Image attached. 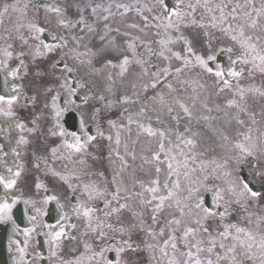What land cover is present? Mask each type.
I'll use <instances>...</instances> for the list:
<instances>
[{
  "label": "snow or ice",
  "instance_id": "snow-or-ice-1",
  "mask_svg": "<svg viewBox=\"0 0 264 264\" xmlns=\"http://www.w3.org/2000/svg\"><path fill=\"white\" fill-rule=\"evenodd\" d=\"M72 3L77 7L79 13L78 19L73 22L65 14L64 9L61 6L53 4H40V7H44L49 12H54L60 14L58 23L65 30L62 33L54 34L51 33V30L45 27H42L36 23H29L27 28L30 33V38L38 41L36 46L33 59L36 57L45 55L46 53L53 52L59 47L60 49H65L69 47L68 44V35L72 29L76 28L77 25L80 26V31L84 32L93 31V24L88 23L84 13L90 11V14L93 17H96L97 20L109 21L112 17L116 15L112 11L113 5L109 3L106 7L102 4L93 5L90 2H82V0H72ZM213 3V0H196L195 4L189 3L185 6L184 0H175L173 4H169L168 0H154V3L151 7L144 5L136 6L128 3H116V9H123L119 14L121 16L127 15L129 12L135 11L143 21V27L139 24L132 23L129 25L131 28H140L141 31L144 29L155 28L157 32L156 36L161 37L154 42L160 46V51L155 52L150 46L145 47V51L142 55H148L151 57L161 56L167 61L175 59L179 61V66H176L174 69L169 63L167 66L160 68L155 64H151V67L154 69L152 75L155 77L150 84L144 83L142 89L144 92H147L149 87L155 89L161 77L167 79L169 75L175 72L179 75L185 71V69L199 68L203 73H206L210 76L216 78L217 85H220L219 91L223 92L225 89L232 88V80H237L241 76L244 68L237 69L236 65L239 63L241 65L251 64L252 70H258L261 73H264V0L261 2L260 7H256L253 3V0H245L244 4L236 3L229 11L228 4L224 3L223 0H215L214 6H210ZM203 7L207 13L211 14L210 19L207 23H204L203 20L198 21L193 13L196 12L197 7ZM26 7V6H25ZM190 9V11H186ZM13 11L16 10V5L4 4L2 11H0V17L8 13L9 9ZM102 9L104 13L103 16L98 15V10ZM151 13V20L148 15H144V11ZM218 12V15L216 14ZM186 17H191L190 21H186ZM153 21L155 23H153ZM2 22V21H0ZM182 26L187 28L189 26L198 27L204 29V35L209 37L207 42L208 52L204 53L197 51L194 47V42L189 37L185 36L181 31ZM20 27V26H18ZM208 29H218L219 32L232 41L235 45L239 46L240 51L235 55V59H230V65L225 67L223 64L217 60V52L212 51L211 35ZM161 30L164 35L161 36ZM115 31L120 33L119 28H111L108 23H104V35L100 36V39L103 41L109 32ZM172 32H175L176 35H171ZM51 35L52 43L46 42L44 37L46 35ZM122 35L129 36L131 35L128 32L121 33ZM20 40L24 43H28V39L24 36L19 37ZM82 38V37H81ZM136 41H140L141 45H144L145 42L141 41L139 37H133L132 42L126 41V48L131 52V55H122L119 60L120 74L123 75L128 71L129 66L133 63L139 64L143 70V74L148 75L147 68H144V65L148 61L137 58L136 54ZM153 41H149L148 44H151ZM112 48L114 50H119L118 45L114 41H110ZM180 43L183 45L182 50H174L171 45ZM43 49V52L41 51ZM12 45L8 44L6 48L3 49V54L12 58L13 51H11ZM227 51L232 52V48L227 49L221 48L219 52ZM19 56H24V53H19ZM66 54H62V61ZM58 61L57 63H61ZM20 66L27 69V65L23 59L19 61ZM57 63L53 64V68L57 66ZM91 63V61H89ZM111 64V61H108ZM116 67L115 64L112 65ZM4 67L7 69V64H4ZM71 73L73 69L64 62L63 70L57 80L60 81L58 86L53 89L48 87L46 91L51 93L50 103L47 101L44 103V109H50L53 118V126L49 129V134L53 137H59L61 143L57 146H54L50 149L51 155L53 157L57 156V153L62 154V158L73 159V153H84L87 152L90 144L96 140L97 136H104V133L101 131L99 124H96V134L93 135L88 129V120L91 119L93 122L96 121V116H88L85 110L81 105L77 104L76 100L72 97L77 96V86L83 87V84L79 83L78 79H69L64 75V72ZM19 68L16 71L9 70L7 75L17 76ZM40 74L39 72L37 73ZM111 79V77H109ZM74 83L77 86H74ZM16 85L12 88V95H0V115L6 117H13L16 114L12 111V105L17 101L19 93L17 92ZM135 88V85H133ZM171 87V85H169ZM65 93V99L63 104H61V91ZM246 91L258 94L261 97H264V86H252L248 89H245L242 86L237 84L235 89L236 95L239 96V99L243 101L245 99ZM35 100V97L32 98ZM100 99H105L103 96ZM163 100V97H161ZM121 103L124 104H137L139 99H132L131 97L125 95L120 99ZM87 97L83 98V104H87ZM6 105L7 107H3ZM227 106L232 108H238L240 112L247 113V108L242 107L236 99H230L227 102ZM183 107V105H182ZM125 112L129 110L124 109ZM171 111V108H169ZM185 113L191 116V112L185 107ZM211 111V109H209ZM96 112H99V109H96ZM75 113L78 119V130H73L66 127L65 117L70 114ZM145 116L144 108H141L139 112L130 113L127 116L128 124L136 123L139 128L146 132L149 136L156 135V131L149 126H145L141 121V117ZM203 119H209V117H202ZM40 116H37L33 119V124H38ZM112 127H117L114 121H109ZM237 123L243 125L244 121L237 118ZM255 123V119H253ZM17 128L20 130L21 135L18 140V144H26L28 141L23 135V132L26 129V126L23 122L17 123ZM28 132L34 131V129H27ZM249 129L248 134L240 133L243 136V140H236L235 142H229L226 145H221L226 147L229 154L222 156L220 162L213 160L212 163L214 167L211 169V174L216 176L218 179L227 177L228 179L225 183L228 185L226 188H220L219 186L209 187L204 181L208 180V176H204V180L196 178L192 174L197 172V168H189L188 161L191 159L195 163L197 157L192 155L191 157L185 156L182 167L186 169L181 173L180 162L176 163L174 167L172 162L167 164L169 169L168 179L163 185V192L161 193V185L159 179L152 181L151 187L145 188V191L151 193L150 200L141 199V203L145 205H151L153 201H157L154 208L152 209V220H157V213L162 212L165 208V202L169 201L168 207L171 208L175 206L179 210V217L173 216L171 219H168L166 222V227L171 230V234L167 239L163 240V245L161 251L164 256H168L169 246L174 252L180 251L178 248V240L182 241L185 251L180 252V255L184 257L183 264H220L221 261H228V264H244L245 261H250L252 264H264V234L254 233L249 231L247 228L240 227L235 223H227L226 218L229 215V207L232 203H239L241 199L244 198H258L264 197V170L259 166L253 167L250 169L249 176L245 177L241 175V172L244 167V162L249 158H253L258 161L260 156H264V141L254 140ZM161 137H164L165 133L163 131L159 132ZM108 140H111L112 137H106ZM225 141H228V137H224ZM187 145L191 146L194 150L196 147V141L194 139H187L183 141ZM116 143H120L119 133L116 136ZM164 151V144H160V152ZM61 158V157H57ZM153 159L159 164L162 163L159 153L154 154ZM40 157H37L36 167L40 168L41 164L39 163ZM171 161H175L174 156L170 157ZM84 161L81 159L80 163ZM44 169L47 172H51V175L57 177L60 181L68 184L69 188L72 189L71 196L65 197L67 203L61 202V197L58 195H46L44 197L43 203L45 205L49 204L52 201H55L56 207L60 212L59 218L56 220L55 226L52 224H46L45 227L48 229L44 235L48 236L49 244L55 243L56 246H59L61 239L68 235L66 232V225L64 221L70 219L69 211L71 210L72 215L77 218L84 217L88 220V227L93 233H96L100 239H105L107 233L104 231L105 228L111 230L112 232L119 233L121 236L120 241H116L115 237H108L109 240H112L118 247H113V244L106 243L104 246L99 247L98 249L93 250L89 245L85 244V250L90 255H81L76 258L74 261H61V264H83L84 260L90 262V264H127L121 257V254L124 252H136L139 250V246L133 245L131 241V230L137 225L135 223L124 226L122 223H119V217H117L119 226L116 227L112 223H106L104 220L97 218L95 226L92 223L93 213L96 211L95 207L87 206L83 199L80 198L81 194L79 193V188L81 185L77 183L76 188L72 187L70 183L71 177L65 175L62 172L56 171L51 168L48 160H45L43 165ZM201 172L207 171V165L201 161L198 166ZM220 171L222 175H217V171ZM11 168L8 169V172L11 173ZM161 169L156 168V172L159 173ZM15 177L21 175V169L18 168L14 173ZM102 175V174H101ZM188 180V186L186 188L187 196L181 200L179 198V190L181 188L180 176ZM175 177L173 180L172 178ZM75 180L79 182L80 177L76 176ZM16 179H7L5 176H0V185L4 189L10 190L13 189L16 185ZM259 184L260 189H256L254 185ZM83 192L87 194L89 200L94 197H103L104 192L96 188L94 185L84 184L82 185ZM201 187L204 188V192L210 194L211 201H206L205 195L201 194ZM37 189L44 188L47 192V188L43 183L36 184ZM229 196L228 200H225V196ZM111 200L105 202V208H109L112 201H116L118 207H111L110 211L105 212V217H111L120 213L121 210L126 209L128 206L124 203H120V197L117 192L110 193ZM19 197H11L9 193H5L3 197H0V224L11 221L13 233L20 234L22 233L25 237L23 241L15 240L9 241V246L11 247L12 243L17 245V251L20 254L21 260L26 254V249L29 244V240L32 237V234L35 232L37 226L39 225L40 216L48 215V212L45 209L36 207L35 201L24 200V204L27 206L31 204L33 215L28 216V220L31 223V227L21 228L19 224L12 217V209L16 206L19 201ZM75 201V203H73ZM227 205V206H226ZM28 208L25 207V214H27ZM132 215H143L142 213H132ZM213 219L217 220L219 225H222V230H218L215 237H210L209 246L203 247L202 240H196L195 243H191L189 238H196L200 232H210V228L205 226V221H211ZM195 224V227L190 226ZM71 228H76V224L69 225ZM139 226L143 228L145 226V221L141 220ZM58 229V230H57ZM181 231L182 235L177 237L175 234L176 231ZM165 228L161 227L158 235L163 236ZM128 235L127 239L123 237ZM157 235V233H152ZM73 240L76 239L75 236L71 237ZM217 239L220 243L217 244ZM232 241L230 244H225L224 241ZM148 248H152L153 245H147ZM194 249V251H193ZM219 250H223V254ZM110 251H115L116 259H107L106 253ZM202 253H207L208 255L204 258L201 257ZM52 256H56L55 252L51 253ZM215 256V259L212 256ZM243 257V259H240ZM169 264H178L175 258L169 260Z\"/></svg>",
  "mask_w": 264,
  "mask_h": 264
},
{
  "label": "flooded vegetation",
  "instance_id": "flooded-vegetation-1",
  "mask_svg": "<svg viewBox=\"0 0 264 264\" xmlns=\"http://www.w3.org/2000/svg\"><path fill=\"white\" fill-rule=\"evenodd\" d=\"M19 35L16 29L9 28V23L0 22V95H12L14 85L18 86L17 92L19 93L17 101L12 105V111L16 115L13 117L0 115V176H5L7 179H16L17 181L14 188L10 190H6L0 185V197H3L7 192L11 197L20 198L12 209V217L22 229L31 227L28 216L34 214L31 204L26 206L24 200L35 201L36 207L45 209L48 215L40 216L39 225L29 240L26 254L22 260L17 251V245L12 243L10 247L9 241H23L25 237L22 233H13L11 221L0 224V264H61V261H74L81 255H90L91 253H87L85 250V244L89 245L93 250L104 246L106 243L113 244V247H118V244L108 239V237H112L111 234L114 232L105 228L104 231L107 233V237L103 240L100 239L96 233L89 229L87 218L75 217L70 209H68L70 219L63 222L66 225L68 235L61 239L59 246H56L55 243L50 245L48 242L50 238L44 235L48 231L45 225L52 224L55 226L56 220L60 215L55 201L45 205L43 203L44 197L46 195H58L61 197L62 203H67L64 198L70 197L72 192L68 184L60 181L57 177L52 176L51 172H47L44 169L45 160L49 161L52 169L69 175L73 188H76L77 183L81 185L79 188L80 198L83 199L87 206L95 207L96 209L92 220L94 226L97 218L104 220L106 223H112L116 227L118 226L113 221L112 216L105 217V212L110 211L109 208H105V202L100 200L99 197L89 200L82 187L84 184H92L90 182H92L94 177L90 170L85 169L84 164H86V168L95 172L98 169L97 167H102L103 158L106 154L105 142L97 136L96 140L88 147L87 152L73 153V159L71 160L62 158L61 153H57V156L53 157L50 152V149L60 144L61 140L59 137H53L49 134V129L53 126L54 121L51 110L44 109L43 105L46 101L50 103L51 93H48L46 89L48 87L55 89L60 83L57 77L60 76L63 70L65 59L63 58L62 61V56L57 50L36 57L34 60L33 56L38 43L32 44L28 42V45L24 44L20 40ZM8 44L12 45V49H10L13 51L12 58H8L3 54V49ZM41 51L43 52L42 48ZM21 52L24 53L22 57L19 56ZM20 59L25 61L27 69L20 66ZM58 61L62 62L57 63ZM54 63H57L55 68H53ZM4 64H7V69ZM251 67V64L245 65V71L254 74L255 70L249 72ZM17 68H19L17 76L7 75L9 70L16 71ZM256 71L259 79L256 81L254 78L257 84L254 86H264V73ZM38 72L40 73L39 75L37 74ZM64 75L69 79H77L74 74L66 71ZM74 86L77 85L74 83ZM77 89V96L72 97V99L76 100L77 104L81 105L89 116L87 108L83 104L81 87L77 86ZM252 96L251 119H247L240 130L241 133L248 134L249 129H251L250 134L254 140L264 141V97L254 93H252ZM33 97H35V100L32 99ZM65 98V93L62 90L61 104H63ZM3 107L6 108L7 106L3 105ZM37 116H40L39 123L33 124L32 121ZM68 116L76 124V129L74 130H78V119L75 113L68 114L65 117L66 121ZM253 119H255V123H253ZM20 122H23L26 126L23 135L28 141L22 145L18 144L21 132L17 128V123ZM87 126L90 133L95 135L96 126L91 119L88 120ZM29 128L34 129V131L28 132L27 129ZM240 140H243L242 135ZM37 157H40V168L36 167ZM81 159L84 161L83 163H80ZM246 161L249 162L250 169L259 166L264 170V156H260L258 161L251 157ZM9 168L12 170L11 173L8 172ZM18 168L21 169V175L15 177L14 173ZM244 174L242 171L241 175L244 176ZM76 176L80 177L79 182L75 180ZM37 183H43L48 191L46 192L44 188L37 189ZM254 187L260 189L259 184L254 185ZM237 204L241 205L239 208V217L241 219L258 222L264 226V197L255 199L244 198L239 203H235V205ZM25 207L28 208L27 214H25ZM73 223L77 225L74 229L69 226ZM2 227L5 229H2ZM72 236H75L76 239L73 240ZM115 240L120 241L117 237H115ZM52 252H55L56 256H52ZM132 253L130 251L124 252L121 257L127 264H140L137 255ZM106 258L115 260V251L107 252ZM83 264H90V262L84 260Z\"/></svg>",
  "mask_w": 264,
  "mask_h": 264
},
{
  "label": "rangeland",
  "instance_id": "rangeland-1",
  "mask_svg": "<svg viewBox=\"0 0 264 264\" xmlns=\"http://www.w3.org/2000/svg\"><path fill=\"white\" fill-rule=\"evenodd\" d=\"M129 0H125L124 3H128ZM82 2H90L93 5L95 4H102L105 7L111 3L113 5L112 11L116 13L114 17H112L109 21L105 22L102 20H97L96 17H93L90 14V11H86L84 13L88 23L93 24V28L96 30L97 35L95 40L90 43L89 49L90 51H87L86 47H83V45H78V46H72L69 43V38L72 34L76 37L77 35L81 34L80 31V26L77 25L76 28L72 29L70 32L67 33L68 35V44L69 47L65 48L68 49L69 53L71 56L76 57L77 59L81 60L82 57L89 56L91 63L88 62L87 67H88V73L93 72L96 68H99L100 65L103 62L111 61L112 63L110 64L112 67V70L115 71L116 68L119 67V61L120 59L119 56L121 57L122 55H131V52L127 50L125 42H132V36H125L121 34L118 35L117 32L112 31L107 34L105 39L102 41L100 39V36L104 35V23H108L111 28L115 29L116 28V20L119 18H123L126 22L132 21V22H137L141 27H143V21L141 17L135 12L136 17L131 18L129 12L125 16H121L119 13L123 11V9H116L115 7V0H82ZM144 5H147L151 7L154 3V0H144ZM175 2V0H174ZM224 3L228 4V9L226 11H229L231 7H233L236 3L244 4L245 0H223ZM262 0H253V3L256 7L261 6ZM55 3L58 6H61L64 11L69 13L71 17H73L72 21L75 22L78 19L79 13L77 11L76 6L72 3V0H0V5L4 4H15L16 5V10L13 11L11 8L9 9L8 13L4 14L2 17H0V21L2 22H10L13 23L12 27L19 30V33H24V37L28 40H30V33L27 28V25L29 23H36L42 27H47L46 22L44 21V18L42 17V12L45 10L44 7H40V4H53ZM189 3L195 4L196 0H184L185 6ZM215 0H213V3L210 6H214ZM134 5V4H133ZM143 5V6H144ZM26 6V7H25ZM142 6V7H143ZM186 11H190V9H187L185 7ZM0 11H2V8L0 7ZM104 13L102 9L98 10V15L103 16ZM218 15V12L216 13ZM144 15H148L150 20H151V13H148L146 10L144 11ZM209 13L206 12V10L203 7L198 6L196 9V12L193 13V16L198 20H203L204 23H207L210 19ZM60 16V14H59ZM191 17H186V21H190ZM71 20V19H70ZM134 22V23H135ZM153 23H155L153 21ZM20 26V27H18ZM154 28H149L146 29L149 32L150 37H153L150 33H152V30ZM86 30V29H85ZM157 30V29H156ZM65 30L63 29L62 26H60L59 31L56 34L62 33ZM181 31L183 34L190 39L193 40L194 42V47L196 48L197 51H201L204 53L208 52V47H207V42L209 37H206L204 35V29H200L198 27L194 26H189L187 28H184L182 26ZM210 35H211V43H212V51L218 52L219 49L224 48L227 49L229 47L232 48V59H235V55L240 51L239 46L235 45L232 41L224 37L218 29H208ZM164 33L161 30V36H163ZM171 35L175 36L176 33L172 32ZM123 36V37H122ZM149 37V38H150ZM158 39L161 37L157 36ZM119 38L124 39L122 42L119 40ZM113 39L116 45H118V54L114 55L109 52H104L99 50L100 49V44L102 42L108 41ZM157 39V40H158ZM145 42L144 45L140 44V41H136L137 47H136V54L137 58H142L148 63L144 65V67H148V65L151 62H154V59L157 57H151L148 55H142L145 51L146 46H150L152 50L154 47H156L155 52L160 51V46L156 44L154 41L153 44H148V40H143ZM174 46L175 50L180 51L182 50L183 45L180 43L171 45L170 47ZM76 52V55H75ZM172 63L173 69L176 66H179L180 62L176 61L175 59L170 61ZM115 64L116 67H113L112 65ZM139 64L133 63L132 65L129 66V68H134V67H139ZM230 65V61L227 66ZM141 67V66H140ZM237 69L241 68V64L236 65ZM163 68V67H160ZM175 72L171 75H169L167 78L176 76ZM179 79H184L183 84L185 85H193V86H200V89L202 90V97L206 100V106L211 109V115L208 121H210V125L208 127L213 128L218 134V137L222 139V143L215 141L214 136L209 135L206 132V128L201 127L200 124H197L199 122L200 117L198 115H193V116H183V123H173L171 127L167 126V121L171 120V118H167V110L166 108L163 110V118H157V119H150L146 117H141L142 123L145 124V126H151L154 131H156V135H154V149L152 150L153 152L149 154L150 158V165H151V170L150 172L144 177L143 179L139 180V183L141 184V192L136 196L133 200V203H140V211L138 213H142L143 215H132L130 211H127L126 209H123L120 211V213L114 215L115 221L117 220V217H119V220L122 221L124 224H126V227L135 223L137 227L133 228L131 230V241L134 243L141 244V259H143V262L146 264L145 260V255L148 257V250L146 249L147 245L149 243L146 242V234H150V236L153 238L155 242V246L158 247L161 251V247L163 245V240L167 239L168 236L171 234V230L166 227V222L168 219H171L173 216L179 217V210L173 206L169 208L167 205L170 203L169 201L165 202V208L162 212L157 213V220L153 221L151 216H152V209L154 208L155 204L157 201H153L151 205H145L141 203V199L143 198L144 200H150L152 194L148 193L145 191V188L151 187L152 181L155 179H159L160 185H161V193L163 192V185L168 179V172L169 169L167 167V164L169 162H172L174 167L176 166L177 162H180L181 168L180 171L183 173L186 169L182 167L183 161L185 156L191 157L192 155H195L197 157L195 163L189 159L188 164L189 168L196 167L197 172L192 174L196 178L200 179L201 181L204 180V176H208V180L204 181V183L209 186H219L220 188H226L227 184L225 181L228 179L227 177H224L222 179L216 178V176H213L211 174V169L214 167V164L212 163L213 160H216L217 162H220V159L222 156L228 155L229 152L226 147H222L221 145H226L229 142H235L237 139V130L238 127L235 126V123L237 124V118H241V112L238 113V108H235L234 110L230 107L227 106V102L230 99H236L237 102L242 106L246 107L248 103H251V99L249 98V92L246 91L245 93V99L241 101L239 99V96L236 95L235 89L237 87V84L239 86L244 87L245 89H248V84L247 81H249V78L245 75L244 72H242L241 76L237 80H232V88L231 89H225L223 92L219 91L220 85H217L216 83V78L214 76H210L206 73H203L199 68H193V69H185V71L179 75H177ZM83 80V87L84 89H87V85L84 79ZM164 78L161 77L157 87L155 89L149 87L147 92H144L142 89L143 84H124V82L118 84L117 86H113L112 88H109V96L104 97L105 99H98L94 94L89 91V96H90V103H92V106L94 107V112H96V109H99V112L97 114H100V117L104 114H111L112 111H121L123 114L122 117L126 119L124 122H127V116L130 113H136L139 112V110L143 107V104L148 96H150L153 92L158 90L160 87V84L164 82ZM252 84V83H251ZM249 84V86L251 85ZM135 85V88L133 87ZM129 96L132 99H139V103L137 104H123L122 106L120 105V99L122 96ZM143 96V97H142ZM127 108L129 111L125 112L124 109ZM244 114V112H242ZM105 120L109 121H114L117 125V127H112V125L109 123L107 132L105 131L104 133H107L108 136H111L114 134L115 136L117 133H121L123 129H126L128 126L126 123H123V120H118L117 118H104ZM177 122V120H175ZM135 126L134 128L139 132V133H145L141 128H139L138 124L134 123ZM163 131L165 133L164 137H161L159 135V132ZM199 134V135H196ZM228 137V141L224 140V137ZM131 138V137H130ZM194 139L196 141V147L193 150L191 146L187 145L183 141H186L187 139ZM164 144V151L160 152V144ZM155 153H159L160 159L162 163H157L154 159L153 156ZM174 156L176 158L175 161H171L170 157ZM201 161H203L207 165V171L206 172H201L198 168L200 165ZM134 166H132V169H135ZM159 167L161 171L159 173L156 172V168ZM109 175V182L107 183V188L109 191L112 192H117V187L114 188L112 185L111 181V176ZM126 175L124 177H127L130 181L132 180V176L130 173V169H126ZM217 175H222L220 171H217ZM123 177V178H124ZM122 178V179H123ZM121 179V180H122ZM173 180L175 177L172 178ZM149 182L150 184H148ZM180 183H181V188L179 190V198L183 200L184 197L187 196L186 188L188 186V180H186L183 175L180 176ZM120 186V185H119ZM201 194H205L204 188L201 187ZM111 197V196H110ZM111 200V199H110ZM225 200H227V196H225ZM120 203H122V200L120 199ZM233 204V203H232ZM112 207H118V204L116 201H112L111 205ZM227 206V205H226ZM231 205L229 207V215L226 218L227 223H232L231 216L235 215V212L233 210H230ZM134 213V212H133ZM121 214V215H120ZM143 220L145 221V226L141 228L139 226V222ZM236 224H240V222H236ZM190 226L195 227V224H191ZM205 226L210 228V232H200L198 233L197 237L194 239L192 237L189 238L191 243H195L196 240H202L203 247L209 246V239L210 237H215L217 234L218 230H222V225H219L217 223L216 219H213L211 221H205ZM161 227L165 228V232L163 236H159V230ZM255 228V226L253 227ZM256 229V228H255ZM152 233H157V235H153ZM177 237L182 235L181 231H176L175 233ZM178 248L180 251L174 252L171 247L169 246L168 248V256H165L166 262H168V259H170L172 256H177L178 259V264H183L184 257L180 255V252L185 251L184 246L182 241L178 240ZM220 241L217 239V244H219ZM225 244H230L232 241H224ZM221 253L223 250H219ZM142 251L145 253H142ZM194 251V249H193ZM162 252V251H161ZM144 255V257H143ZM207 253H202L201 257L204 258L207 256ZM213 259H215V256H212ZM240 259H243V257H240ZM148 262V260H147ZM245 264H252L250 261H245ZM148 264V263H147ZM220 264H228V261H221ZM258 264V262H257Z\"/></svg>",
  "mask_w": 264,
  "mask_h": 264
},
{
  "label": "bare ground",
  "instance_id": "bare-ground-1",
  "mask_svg": "<svg viewBox=\"0 0 264 264\" xmlns=\"http://www.w3.org/2000/svg\"><path fill=\"white\" fill-rule=\"evenodd\" d=\"M43 16L47 24L57 32L60 28L58 13L46 10ZM122 23H124L122 20L118 21L117 26L122 27L121 30L123 33L128 32L131 35L139 37L140 40L149 39L150 35L147 30L141 31L140 28L129 27V25L134 22L129 21L124 25ZM153 30L157 32L155 28ZM90 38L91 34L87 33L83 35L80 40L72 41V44L74 46L83 44L87 40H90ZM154 38L155 40L158 39L157 36H154ZM109 42L104 43L102 49L117 55L118 51L114 50ZM172 48L174 49V46H172ZM155 50L156 47H154L153 51ZM69 60L76 71L85 79L87 86L97 98L101 96L108 97L109 88L117 86L122 82H124V84H150L151 81L155 79L152 75L154 69L151 67V64H155L157 67H165L169 63L172 65L170 61L165 60L161 56H157L154 62H151L148 67H144L148 70V75L146 76L143 74V70L140 66L129 68L127 72L121 75L119 67L113 71L111 65L107 62L102 63L99 68L87 74V64L90 60L89 56L82 57L81 60H76L74 58H69ZM109 77H111V79H109ZM169 85H171V87H169ZM161 97H163V100H161ZM165 99H167V101ZM165 106L171 108V113L169 114V119L171 118V120L167 121L168 127H171L173 123H183L182 117L188 115L184 111L186 107L189 112H191V116L195 114L200 115L201 119L197 124H200L203 128L206 126V132L212 136L214 135L215 141L220 142L222 140L218 137V133L213 128L208 127L210 124L209 121L202 118L206 115H210L211 111H209L206 106V100L202 97V90L198 86L182 85L181 79L174 78L167 84V87H160L154 94L149 96L143 104L145 113L153 119L163 118ZM232 109L234 110L235 108L232 107ZM175 120H177V122ZM116 136L114 134L111 136V152L108 156V167L115 180V186L117 187L120 199L123 200V203L126 204L128 206L127 208L130 210L135 205L133 203L134 198L141 192L139 180L146 177L151 170L149 154L153 152L152 150L155 146L154 136H149L147 133H139L135 128L130 126L121 131L119 135V144L116 143ZM130 137L131 139H129ZM133 165H136V169L131 168ZM126 169H130L132 176L131 182L127 181L129 180L127 177H124L127 176ZM136 208H140L139 204H137ZM146 241L151 244L154 243L153 238L150 236H147ZM149 254L151 256L150 264H168L161 251L153 248L150 250Z\"/></svg>",
  "mask_w": 264,
  "mask_h": 264
}]
</instances>
